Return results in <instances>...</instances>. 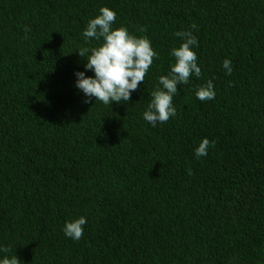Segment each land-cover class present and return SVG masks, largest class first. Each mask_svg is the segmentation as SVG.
<instances>
[{
	"label": "trees",
	"instance_id": "1",
	"mask_svg": "<svg viewBox=\"0 0 264 264\" xmlns=\"http://www.w3.org/2000/svg\"><path fill=\"white\" fill-rule=\"evenodd\" d=\"M101 6L158 53L127 103L74 87ZM185 29L202 75L152 127L141 113ZM0 246L20 264H264V0H0Z\"/></svg>",
	"mask_w": 264,
	"mask_h": 264
},
{
	"label": "clouds",
	"instance_id": "2",
	"mask_svg": "<svg viewBox=\"0 0 264 264\" xmlns=\"http://www.w3.org/2000/svg\"><path fill=\"white\" fill-rule=\"evenodd\" d=\"M116 18L113 9L101 6L98 14L89 18L83 29L85 40L96 42L92 47L77 51L85 62L84 70L74 72V87L83 93L85 103L89 100L100 101L108 106L113 102L127 103L132 92L144 83L153 59L158 58L147 36H137L124 26H114ZM174 35L179 44L170 50L169 55L173 61H170L169 71L158 77V84L150 92V99L141 113L142 118L152 127L164 124L176 116L173 97L179 92L177 85H187L193 76L200 78L202 75L194 51L198 47L197 37L187 29L178 30ZM222 68L226 74L231 75L233 66L230 58L222 61ZM89 71L92 75L86 74ZM194 94L202 102L214 99L216 92L213 81L209 79L197 86ZM212 143L206 137L201 138L194 147L195 157L207 156ZM87 222L85 216L66 220L62 232L71 240L78 241L84 235L83 226ZM0 264H20V259L9 248L0 246Z\"/></svg>",
	"mask_w": 264,
	"mask_h": 264
}]
</instances>
